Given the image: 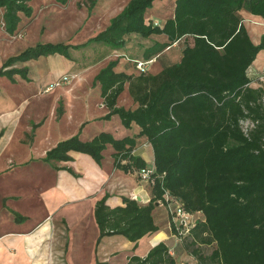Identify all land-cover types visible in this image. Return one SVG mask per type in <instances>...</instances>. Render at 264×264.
<instances>
[{
  "label": "trees",
  "instance_id": "trees-1",
  "mask_svg": "<svg viewBox=\"0 0 264 264\" xmlns=\"http://www.w3.org/2000/svg\"><path fill=\"white\" fill-rule=\"evenodd\" d=\"M29 1L0 0V21L9 35L17 30L20 14L31 17ZM154 1L129 0L102 32L83 45L29 47L7 58L0 76L26 79L25 68H11L15 63L53 55L71 60V50L92 43L118 50L130 35L166 38L145 50L146 60L183 40L180 62L164 65L156 74L116 72L118 62L112 60L94 78L108 110L102 119L117 116L126 129L135 124L140 129L137 136L117 140L101 132L83 142L77 134L48 150L43 162L60 170L57 165L70 161L69 153L75 152L100 164L110 145L114 168L138 176L149 168L133 154L142 139L153 153L151 200L140 206L123 198V206L110 208L103 197L94 209L99 239L119 235L136 243L158 230L152 215L155 204L176 203L185 213L203 215V221L181 239L197 264H264V91L249 88L248 76L264 50V37L258 45L252 43L240 17L244 11L264 21V0H175L173 16L160 26L145 19ZM126 85L136 105L133 110L117 106ZM244 120L254 124L246 134L241 128ZM170 223L177 236L171 218ZM211 245L214 249L205 256L201 248ZM127 264L178 263L159 243L145 258L133 256Z\"/></svg>",
  "mask_w": 264,
  "mask_h": 264
},
{
  "label": "crops",
  "instance_id": "crops-1",
  "mask_svg": "<svg viewBox=\"0 0 264 264\" xmlns=\"http://www.w3.org/2000/svg\"><path fill=\"white\" fill-rule=\"evenodd\" d=\"M33 1H29L28 5L30 7ZM42 1L48 5L51 2L54 5L65 4L58 3L55 0ZM156 1L153 2L152 8L146 13L145 19L147 22L160 26L173 16L175 0H172L169 11H156L154 9V12L153 7ZM126 4L116 15L107 18L105 28L109 25L110 20L122 11ZM112 5L106 4V12L104 13L107 14L113 8ZM33 10V15L29 18L22 14L19 15L20 22L13 35L6 33L4 22L0 21V67L7 58L15 56L37 44L76 46L83 45L93 38L90 37L81 44H73V38L69 35L71 27L69 24H63L61 31H65V34H62L53 22L51 24L48 22L43 34H41V39L38 41L40 43L18 49L16 45L22 42L19 37L25 20L30 21L32 19L34 16ZM160 12L162 13L161 15H159ZM165 13H167V16ZM164 15L166 17H163ZM160 16L163 19H160ZM250 17L253 18L251 19L252 21H257V25H255L257 27L248 26L247 23H243V25L252 43L258 45L262 37H264V21L259 17L252 15ZM248 27H250V30ZM27 31H24V36L30 35ZM137 37L136 35L126 36V45L118 50H111L102 44L93 43L78 50L82 56H90L88 54L89 47H96V50H99L102 55L107 49L105 57L99 54L74 70L76 74L80 75L91 67L107 60V63H101L102 66L94 73L89 88L90 95L95 93L96 100H94L93 106L95 108L99 107L96 114L92 111L91 104L83 99L78 101L81 104L83 103L82 106L80 104V110L84 112L81 117H75L76 115L70 114V109L68 108L61 113L60 118H56L54 114H48L49 117L46 119V115L38 116L26 113L27 109L29 110V107H31L27 102L32 96L36 99V103L39 102L40 104H45L46 101L50 103V100H53L51 109L60 101L63 102L62 98H58L59 96L56 94L52 97L48 96L51 95L52 91H55L54 88L59 87V85L55 86L54 81L58 80L66 72L63 68L61 69L63 63L66 62L63 59L65 57L61 55L40 57L37 60L15 63L11 68H25L27 70L26 79H23L20 75H13L12 79L7 76H0V86L8 84L13 90L18 84L22 85L26 82L31 92H33V95H20L22 99L19 100L16 97L13 98L8 92H2L0 89V130H4V134L0 138V160L4 153L7 152L9 143L14 139L12 136L14 131L18 132L16 137L18 142L16 143L19 148L13 146L15 148L10 149V152L13 151L15 154V152L21 153L20 150H24L18 160H14L13 156L7 155L6 163L0 165V182L4 181L5 183L3 185L0 183V264H127L130 257L145 258L149 251L159 243L166 245L169 254L178 264H197L195 258L186 252L183 241L171 230L170 215L162 203H156L157 205L155 204L152 212L154 223L158 228L156 232L144 236L136 243L129 242L119 235L99 239V230L94 218L95 205L99 200L107 197L106 205L110 208H116L123 206V198L134 200L140 206H146L152 197L151 187L147 182L139 179L135 173L125 174L114 168L112 158L114 151L110 145H107L102 152L103 158L100 164L95 163L88 155L75 152L69 153L70 161L57 165L60 170H55L52 166L43 162L48 150L53 148L58 142L77 134H79V138L83 142L90 141L101 132L108 133L117 140L137 136L140 129L135 124L126 129L122 126L117 116H113L109 121L102 119L108 110L102 104L99 84H94V78L100 69L106 67L108 62L114 60V58L118 60V64L114 69L116 72L138 75L134 67L130 66L132 65L130 61H145L144 53L146 49L150 48L154 42H166L164 36H153L150 39H143L150 45L142 44V46H138L142 57L140 59L133 58L132 54L134 52L131 41ZM183 47L184 41L182 40L152 58L154 61H159L160 66L156 73L160 72L164 65L179 63ZM173 49H178V61L170 62L173 57ZM75 51L71 50L70 54ZM58 61L60 66L57 63ZM68 62L75 64L72 57ZM54 63L58 64L59 67L56 70H59L60 73L59 71L54 73ZM248 76L251 79L249 88L262 89L264 91V80H261V77L264 76V50L257 55L249 69ZM14 100H18V105L15 104ZM33 106L37 109L35 103ZM117 106L126 110L136 108L135 103L129 96L127 85L117 101ZM34 107L32 108L34 109ZM29 134H31L30 139H27ZM57 137L60 139L55 140ZM54 140V144H51ZM133 154L141 157L147 166L152 168L153 153L146 141L139 139ZM38 167L41 168V174H39ZM25 170H31V174H15L17 171L22 172ZM17 184L21 186V189H18L19 186ZM192 219L203 221V215L195 213L192 215ZM205 247L214 249L212 245ZM183 259H185L184 263L179 262V260Z\"/></svg>",
  "mask_w": 264,
  "mask_h": 264
},
{
  "label": "rangeland",
  "instance_id": "rangeland-1",
  "mask_svg": "<svg viewBox=\"0 0 264 264\" xmlns=\"http://www.w3.org/2000/svg\"><path fill=\"white\" fill-rule=\"evenodd\" d=\"M171 2H172V0H157L154 3L153 10L155 9L156 11H162V10L169 11V6H170ZM126 3H127V0H96L95 2H92V0H67L64 5H59V4L54 5L52 2H51V4L48 5L47 3H45L42 0H34L31 3L32 9H34L33 10L34 16L32 17V19L30 21L25 20L22 32H21L20 37H19V39H22V42L18 43L16 45V47H18V49H22V48L32 46L35 43H40L38 41L41 39V37H42L41 34H43V30L46 27L48 22H50V24H51V22H53V24L55 25V27L58 28L59 31H61V29L63 28L64 25L69 24L71 26L70 30H69V35L71 36V38H73L72 43L73 44H81V43L85 42L88 38L94 37L99 31L104 29L106 24H107V20H108L107 18L116 15ZM106 4H113L112 5L113 8L110 11H108L107 14L104 13V12H106V9H105ZM160 7H162V8L165 7V8L161 9ZM89 10H90V12H89ZM155 10H154V12H155ZM147 12H148V10H147ZM149 12H151V11H149ZM244 13H245V15H244ZM154 14L158 15L157 13H154ZM161 14L162 13L160 12L159 15H161ZM165 14L167 16V13H165ZM32 15H33V13H32ZM85 16H87V17L85 18ZM166 16L164 15L163 17H166ZM161 17L162 16H160V19H163ZM240 17L242 18V22L247 23L248 26H251L254 28L257 27V26H255V25H257V21H252L251 19H253V18L250 17V14H248L244 11H241ZM84 18H85V21H84ZM248 28L250 30V27H248ZM27 29H28V31H27ZM24 31H27V33L30 35L24 36L23 35ZM61 33L65 34V31L63 32V30H62ZM252 33H250V34H252ZM61 37H62V35H61ZM131 42L133 45V52H134L132 54V57L140 59V57H142V56L139 53V47L142 46V44H147V45H150V44L148 42L144 41L143 39H140V37L135 38V40H133ZM90 50H92V52H90ZM106 51H107V49L104 51V55H102L99 52V50H96V47L93 46V47H89V49H88V54L90 56H87V55L82 56L80 54V51L76 50L75 52L71 53L72 54L71 55L72 60H74L75 64L73 62L69 63L68 61H70V60H68L67 58H63L68 63L64 62L63 66H61V69L63 68L64 70H66V72L59 79H64V80H66V82H60L59 79L55 80L54 81L55 86L57 87L59 85V87L54 88V86H53L55 91H52L51 95H48V96L52 97L56 94L57 96H59L58 98H60V97L62 98L63 102H61V101L59 103L56 102L57 104H55L53 109H51V103L53 102V100H50V103L48 101H46L45 104H40L39 102L36 103L37 102L36 99H34L32 96L27 102V104H30L31 107H29L30 108L29 110L27 109L26 113H30L31 115L36 114L38 116L46 115V117H45L46 119L49 117L48 114H50V115L54 114L56 116V118H60L62 115L61 113H63V111L66 108H68V109H70V111H69L70 114L76 115L75 117H81L82 114H84V112H82V110H80L81 109L80 108L81 103L78 102L79 99H83L84 101H87L88 103H90L92 106V109H93L92 111L95 112V114L98 113L97 109L99 107L95 108L93 106V103H95L94 100H96L95 99V93L90 95L89 88H90L92 78L94 77V73L102 66L101 63L106 64L107 60H105L104 62H101L100 64H98L94 67H91L90 69L81 73L80 75L76 74L74 72V70L76 69V67H78V68L81 67L83 63H85L88 60H92L93 58L97 57L99 54H101L102 57L103 56L105 57ZM172 53H173V57H172V59H170V62L178 61L177 60V56L179 54L178 49H173ZM114 60H115V58H114ZM117 62H118V60H117ZM57 63H59V66H60V62L58 61ZM59 66L56 63L53 64L54 73L59 71V70H56V69H58L57 67H59ZM130 66L134 67L133 64ZM159 66H160L159 61L156 60V61H154L153 64H151L149 66L148 70L152 73H156L158 71ZM102 69H100V71ZM59 73H60V71H59ZM23 84H25V85H23ZM23 84L22 85L18 84L15 87V89L13 88V90H12V87L8 86V84H5V85L2 84L0 86V89L4 93H7V92L10 93L13 98L16 97L19 100H21L22 97L20 95H24V96L33 95V92H31L28 83L26 84V82H24ZM38 96H40V95L38 94ZM47 98H50V97H47ZM14 101H15V104L18 105V103H19L18 100H14ZM34 103L37 106V109H35V107L33 106ZM82 104H81V106H82ZM32 107H34V109ZM3 134H4V130H0V138L3 136ZM31 134H29V136H27V139H30ZM17 135H18V132L14 131L13 135H12L14 139L11 140V142L9 143V147L7 149V152L4 153V155L2 156V158L0 160V165L6 163L5 160L7 158L6 157L7 155L13 156L14 160H18L20 158V155H22V152H24V150H20L21 153L15 152V154L13 151L10 152V149L15 148L13 146L18 145L16 143V142H18V140L16 141ZM57 139H60V138L57 137L55 140H57ZM55 140L52 141L51 144H54ZM17 148H19V147L17 146ZM20 148L25 149L24 147H20ZM38 169H39V174H41V171H40L41 168L38 167ZM15 174L28 175V174H31V170H25L22 172L17 171V172H15ZM7 182H9V181H7ZM0 183H1V185L5 184L4 181H1ZM17 186H19L18 189H21L20 185L17 184ZM6 189L8 190V188H6ZM176 223H178V220L176 221ZM211 251H212V249L209 247L201 248V252L205 256L209 255L211 253ZM179 262L184 263L185 259L179 260Z\"/></svg>",
  "mask_w": 264,
  "mask_h": 264
},
{
  "label": "built area",
  "instance_id": "built-area-1",
  "mask_svg": "<svg viewBox=\"0 0 264 264\" xmlns=\"http://www.w3.org/2000/svg\"><path fill=\"white\" fill-rule=\"evenodd\" d=\"M134 64L135 70L138 74H143L148 71L149 66L154 62L153 59L145 60V61H139V60H131ZM249 74V72H248ZM261 80H264V76L261 77ZM60 82H66V80L61 79ZM57 85V84H56ZM264 102V98L262 99ZM253 123L250 120H244L241 121V128L242 131L246 134L251 128H253ZM153 174V168H145L142 169L140 172H138V176L142 181L147 182L148 184H153L154 180L151 177ZM168 213L171 218V222L173 224V228L175 229L177 233V237L181 240L185 236L189 234V230L195 225L197 221L192 219V215L183 212L179 206H177L176 203L172 204L169 203L168 206ZM170 210V211H169ZM178 220V223L176 221Z\"/></svg>",
  "mask_w": 264,
  "mask_h": 264
},
{
  "label": "water",
  "instance_id": "water-1",
  "mask_svg": "<svg viewBox=\"0 0 264 264\" xmlns=\"http://www.w3.org/2000/svg\"><path fill=\"white\" fill-rule=\"evenodd\" d=\"M157 205V204H156Z\"/></svg>",
  "mask_w": 264,
  "mask_h": 264
}]
</instances>
